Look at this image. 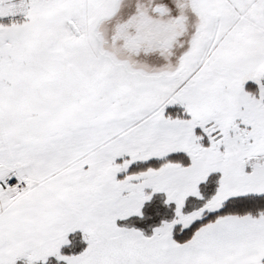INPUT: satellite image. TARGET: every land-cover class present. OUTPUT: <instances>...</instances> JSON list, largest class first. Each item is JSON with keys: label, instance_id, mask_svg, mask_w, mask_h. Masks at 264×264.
Wrapping results in <instances>:
<instances>
[{"label": "snow or ice", "instance_id": "1", "mask_svg": "<svg viewBox=\"0 0 264 264\" xmlns=\"http://www.w3.org/2000/svg\"><path fill=\"white\" fill-rule=\"evenodd\" d=\"M0 264H264V0H0Z\"/></svg>", "mask_w": 264, "mask_h": 264}]
</instances>
